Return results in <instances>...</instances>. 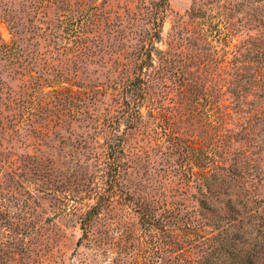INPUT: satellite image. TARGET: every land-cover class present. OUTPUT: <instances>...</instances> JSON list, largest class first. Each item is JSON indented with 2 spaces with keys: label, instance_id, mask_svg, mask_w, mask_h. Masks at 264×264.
Returning <instances> with one entry per match:
<instances>
[{
  "label": "rangeland",
  "instance_id": "rangeland-1",
  "mask_svg": "<svg viewBox=\"0 0 264 264\" xmlns=\"http://www.w3.org/2000/svg\"><path fill=\"white\" fill-rule=\"evenodd\" d=\"M159 1L0 0V264H200L227 170L264 216V0Z\"/></svg>",
  "mask_w": 264,
  "mask_h": 264
},
{
  "label": "trees",
  "instance_id": "trees-1",
  "mask_svg": "<svg viewBox=\"0 0 264 264\" xmlns=\"http://www.w3.org/2000/svg\"><path fill=\"white\" fill-rule=\"evenodd\" d=\"M159 2H157L158 5H162L161 3L167 5V0H160ZM195 12L197 13L196 9H193L191 15L195 16L196 14H193ZM139 69L142 72V70L145 69V66H143L142 64L139 66ZM261 78L263 77L261 76ZM185 79H184V85H185ZM246 82H247L246 84L247 90L234 93V96L237 99L240 98L242 100L247 101V99L251 95H255V94L257 96L259 95L258 92H255V84L259 82V77H254L253 79L248 78ZM140 83H142V80H141V77L139 76V78L134 82L133 87L140 86L139 85ZM185 87H186L185 89L186 92L190 93L191 91V94H193V98L192 99L188 98V100H189V105L195 108V106L197 105V102H195L196 104L195 106L190 104V102L196 98H197V101L200 99V97L202 96V94L200 93L201 91H198L200 87H196L195 91L192 90L193 88L192 89L189 88L191 87L189 84L186 85ZM192 91H194L195 93H192ZM251 92H254L255 94L253 93L251 94ZM138 101L139 100H135L133 104H134L135 111L140 119L141 112L138 107V105L140 104ZM129 105L131 104L129 103ZM249 113L251 112L249 111ZM189 114L190 115L194 114L193 110H189ZM261 114L262 112L260 113L259 118L261 117ZM251 118H256V115L253 114L252 116H249L245 120H251ZM177 140L178 139L172 140V143H174L172 145H178L176 142ZM190 150L191 151L188 152V154L195 153V149H190ZM186 159H189V158H186ZM227 171L229 173L228 175L222 172L218 176L216 175L214 177L215 180L213 183H211L209 179H205L203 182L199 184V187H198L200 195L204 197L198 204L200 208L199 212L200 211L207 212V213L209 212L212 214L211 216L213 217L212 218L211 216H209V220H207L205 224L201 222L203 225H205V227L211 230L213 235L210 238H208V241H209L208 243L202 242L203 247L204 245H206L207 251H204L206 255L203 256L200 264H217V262L220 260L223 261L220 264H224L225 261L233 262V264H261V262H258V260H255V256H256L255 251H252V250L251 251L249 250L240 251L241 247H243V244L236 243L233 237L234 235L237 236L245 232L246 224H245L244 219L239 220L240 216L244 214L246 216H249L250 218L258 216L259 227H257L258 224L256 225V223H254L253 226L259 229V231L262 233L261 242L258 243L256 249L258 247L259 249L262 248L264 245V231H263L264 228L262 229V227L264 226V216L262 214L260 215L259 212H255L254 209H251V210L249 209V211H246L248 200L238 202L239 196L237 194H234V196H232V194L228 192L222 193L225 187V184L227 183L226 181H227L228 176L232 175L231 182H233V181H236L238 176L245 175V173H243L242 171H240L241 175L238 174V176L233 174V172L229 170ZM216 181H220V183L217 184L216 188H212L214 184L216 185ZM230 186L231 184H228L227 188H230ZM217 207H222L219 209L221 213H219V210H217ZM223 209H225L226 211H223ZM215 210H217V212ZM252 210L254 211V213L250 214ZM141 218H142V224H145L146 222L151 221V220L144 221L145 217H141ZM86 225L87 223L86 224L84 223V226ZM203 228L204 227L200 224V227H199L200 231ZM262 264H264V262H262Z\"/></svg>",
  "mask_w": 264,
  "mask_h": 264
}]
</instances>
